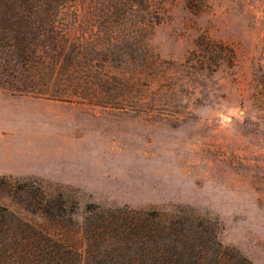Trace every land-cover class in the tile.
<instances>
[{
	"label": "rangeland",
	"instance_id": "374dc122",
	"mask_svg": "<svg viewBox=\"0 0 264 264\" xmlns=\"http://www.w3.org/2000/svg\"><path fill=\"white\" fill-rule=\"evenodd\" d=\"M59 17L50 74L74 84L0 86L5 220L84 253L89 203L179 212L264 264V0H67Z\"/></svg>",
	"mask_w": 264,
	"mask_h": 264
},
{
	"label": "trees",
	"instance_id": "16d2710c",
	"mask_svg": "<svg viewBox=\"0 0 264 264\" xmlns=\"http://www.w3.org/2000/svg\"><path fill=\"white\" fill-rule=\"evenodd\" d=\"M65 1L0 0V86L50 93L74 84L50 74L64 50L58 28ZM53 199L44 196L33 204L46 216L69 222L71 212ZM11 212L0 205L6 264H254L221 242L211 220L196 215L89 203L82 253L27 220H5Z\"/></svg>",
	"mask_w": 264,
	"mask_h": 264
}]
</instances>
